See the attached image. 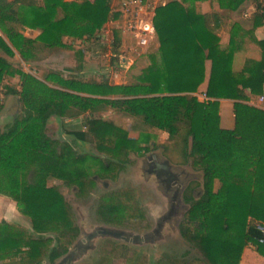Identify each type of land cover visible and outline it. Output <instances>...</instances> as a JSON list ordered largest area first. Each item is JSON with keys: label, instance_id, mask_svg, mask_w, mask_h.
<instances>
[{"label": "trees", "instance_id": "obj_1", "mask_svg": "<svg viewBox=\"0 0 264 264\" xmlns=\"http://www.w3.org/2000/svg\"><path fill=\"white\" fill-rule=\"evenodd\" d=\"M245 1L229 0L222 7L241 15ZM253 1L255 28L264 25V0ZM202 2L170 0L160 5L154 18L159 55L150 54L151 63L135 84L111 85L76 74L64 76L57 70L39 78L6 56L19 54L31 61L41 50L69 49L76 40L96 37L109 19L121 17L112 0H0V111L2 94L18 97L21 104V112L0 130V195L22 206L38 235L2 220L0 260L41 264L47 258L54 264L69 251L78 228L64 194L48 186V181L57 179L87 191L93 186L85 167L90 157L77 152L73 144L50 137L48 121L110 107L134 117L142 136L130 138L113 121L93 117L87 118V131L68 133L77 140H91L99 153L120 158L150 141L153 136L145 131L164 130L184 162L201 171L199 195H194L193 184L185 191L189 208L180 234L203 258L182 264H239L248 242L264 256V245L258 241L261 234L251 221H264V108L250 104L247 94L264 93V39L256 40L261 59L234 71L238 26L233 24L230 47L223 49L218 32L225 17L204 11ZM26 29L39 34L27 36ZM115 42H121L117 33ZM207 59L212 61L208 99L200 101L194 93L206 79ZM16 76L20 87L7 82ZM115 92L122 97H109ZM222 98L235 100L232 131L220 125L217 99ZM91 156L107 167L104 159ZM217 180L220 185L215 189Z\"/></svg>", "mask_w": 264, "mask_h": 264}, {"label": "rangeland", "instance_id": "obj_2", "mask_svg": "<svg viewBox=\"0 0 264 264\" xmlns=\"http://www.w3.org/2000/svg\"><path fill=\"white\" fill-rule=\"evenodd\" d=\"M165 1L167 2L170 0ZM228 1L229 0H203L202 8L204 11H220L227 21L231 19L234 22L233 24H237L239 32H243L244 34L247 33L250 19H247V16L244 15L243 17L241 15L237 16L233 10L224 9L222 5H226ZM245 2V10L250 13L251 10L255 8V2L253 0H246ZM112 7L120 10L121 0H112ZM122 20L121 17L118 20L109 19L96 37L87 40H76L72 42V47L69 49H62L51 53H48L46 50H41L38 52V59L35 60L25 61L19 54H16L14 57H6L15 66L22 68L39 78H43L45 73L50 70H57L62 71L64 76L76 74L85 79L96 78L100 81L107 80L111 85H132L138 81V76L141 75L143 70L151 63L150 54L159 55V43L157 38H154L148 47H140L136 39L130 34L123 32L121 29ZM233 24L232 27L234 26ZM225 27L226 26H224V28ZM23 33L27 36L36 37L39 34V30L34 32V30L26 29ZM116 33L120 36V43L115 42ZM81 52L83 55H81ZM242 61L243 60H239L238 63ZM7 82L16 87L21 86V81L18 76L9 79ZM109 97L119 98L122 97V95L115 92ZM201 100L204 101V99ZM258 101L259 98L254 100V104H257ZM7 105H10L12 110L7 111ZM224 106H227V104L219 102V110ZM2 107L3 108L0 111V130L4 129L5 126L8 123H11L21 112L19 98H12L11 95L2 94ZM88 117L113 121L118 127L126 129L132 137H136L137 139L142 136V129H138V126L140 125L134 117L111 107L107 110L95 112L93 114L86 112L78 118L51 117L47 125L48 135L61 141H67L73 144L74 148L79 153L88 155L90 158L87 160L85 167H87L89 175L92 176L101 173V162L95 161L91 158V155L99 156L101 158L104 156L105 159H109L106 156L107 154L103 155L96 151L94 143L91 140L82 142L77 140L74 135L68 133V131H87L86 122ZM234 122V117H232V128L225 129L232 131L235 126ZM150 131L157 134V137H154L156 140L157 138L162 139L163 135H167L166 131L160 129H150ZM167 146L170 149L169 157L174 163L179 161L188 167L191 166L189 162H184L181 153L174 150L171 147L170 142H168ZM195 171L201 179V171L197 168H195ZM111 183L112 185L109 189H104L102 185L98 184V187L95 188L96 190L91 197L84 199L77 198V203H79L77 209L78 212L81 213L84 209V212L91 213L93 216L96 213L99 196H101L103 192L114 189L117 186L116 183ZM219 185L220 182L217 180L215 189H218ZM48 186H56L60 191L66 193L69 198L73 195L71 187L65 186L60 180L51 179L48 181ZM136 189L140 194L141 201H146V195L149 200L151 199L154 201L155 198L152 190L149 191L140 185H138ZM1 196H3L6 201L12 202L15 205V208L13 210L14 214L10 215L7 214L6 209H0V222L2 220H8L26 226L35 236H38L33 229L30 216L23 213L21 209L22 206L8 196ZM185 206L186 205L184 204L181 209L179 223L184 219L183 214L185 212ZM81 207L83 209H81ZM96 220V218H93V222H96ZM168 234L169 236H167V238L169 242L156 249H138L131 246H127L128 248H122L117 245V242L111 239H101L96 243V249L92 252L90 251V254L87 255V257L82 258L77 264H182L183 261L194 262L196 257L200 255L198 249L193 247L180 234L175 237L170 234V231ZM47 235L55 234L49 233ZM253 250L259 253L257 247ZM185 254L186 256L184 257ZM41 264L51 263L46 258Z\"/></svg>", "mask_w": 264, "mask_h": 264}, {"label": "flooded vegetation", "instance_id": "obj_3", "mask_svg": "<svg viewBox=\"0 0 264 264\" xmlns=\"http://www.w3.org/2000/svg\"><path fill=\"white\" fill-rule=\"evenodd\" d=\"M145 132L153 137L148 143H141L138 150L129 151L120 158L106 155L115 164L109 165L102 156L107 167L101 166V173L90 176L93 186L87 191L70 186L73 190L70 198L62 192L71 206L78 232L69 251L54 264H67L65 258L71 251L76 260L87 257L101 239H111L122 248L156 249L169 242V231L173 237L180 234L183 221L179 223V217L186 202L185 191L193 184L194 195L198 196L200 176L192 165L188 167L170 159L168 133L156 140V133ZM128 136L136 138L129 132ZM111 182L117 186L99 196L94 217L84 212L82 207L83 211L78 212L77 198L91 197L98 184L109 189ZM138 185L152 190L154 201L149 200L147 195L146 201H141L136 189ZM93 218L97 219L96 222Z\"/></svg>", "mask_w": 264, "mask_h": 264}, {"label": "crops", "instance_id": "obj_4", "mask_svg": "<svg viewBox=\"0 0 264 264\" xmlns=\"http://www.w3.org/2000/svg\"><path fill=\"white\" fill-rule=\"evenodd\" d=\"M256 5V4H255ZM254 8L253 10H251L250 12V16L246 17L247 19H250V23H249V27L248 32L247 33H243V32H239V34L237 36H235V39L237 41V46L235 48L234 51V58H233V64L232 67L234 69V71L238 72L243 70L246 65L254 60H260L261 56H262V50L261 47L257 44L256 40H261L264 39V25H258L254 28V23H253V13L255 12ZM217 12H220L218 10H215ZM246 11V10H245ZM241 14V16L243 17L244 12ZM237 16H239V14H237L236 12H234ZM245 18V19H246ZM235 20V19H234ZM229 21V23H228ZM226 20L222 23L220 29H219V36L221 38L220 41V45L223 49H228L230 47V39L232 37V24L234 23L231 19ZM232 21V22H231ZM236 22V20H235ZM228 23V24H227ZM224 26H226L224 28ZM34 32H36V30H34ZM28 33V32H27ZM239 60H243L242 62L238 63ZM211 67H212V61L210 59L206 60V79L203 82V84L200 86V89L198 92L194 93V95H196L198 97V99L200 101H202L201 99H203V95L206 94L205 91L207 90L208 87V82H209V77H210V72H211ZM248 96L250 97V104H254V100L258 99L259 96L254 97L249 91L247 92ZM12 98L16 97L14 95H11ZM11 100V99H10ZM220 103H226L227 106H224L222 108H220L219 113H220V124L223 128H232V117H234V102L235 100L232 99H217ZM264 104V103H263ZM260 107H264V105H261L259 103L254 104ZM3 108V107H2ZM1 108V109H2ZM6 110H12V107L10 105L6 106ZM235 120V117H234ZM235 124V122H234ZM14 208L15 205L12 202H8L6 201V199L0 195V209L4 210L6 209L7 214H14ZM256 249V246L251 243L248 242L242 251L241 257H240V261L239 264H264V256L261 255L260 253H258L257 251L253 250ZM199 251V250H198ZM200 255L197 258H203L201 252L199 251ZM9 261V259L7 260H0V264H6Z\"/></svg>", "mask_w": 264, "mask_h": 264}, {"label": "built area", "instance_id": "obj_5", "mask_svg": "<svg viewBox=\"0 0 264 264\" xmlns=\"http://www.w3.org/2000/svg\"><path fill=\"white\" fill-rule=\"evenodd\" d=\"M164 4H166L165 0H121L120 12L123 19L121 29L136 39L140 47H148L156 34L154 23L156 10ZM250 15L247 10L244 12V16ZM203 99H208L206 94L203 95ZM258 103H264V93L259 96ZM251 221L261 234L259 243L264 245V221L255 219Z\"/></svg>", "mask_w": 264, "mask_h": 264}, {"label": "water", "instance_id": "obj_6", "mask_svg": "<svg viewBox=\"0 0 264 264\" xmlns=\"http://www.w3.org/2000/svg\"><path fill=\"white\" fill-rule=\"evenodd\" d=\"M185 205H186L185 208H184L185 212H184L183 215H185L186 211H187L188 208H189V204H188V203L185 202ZM180 233H181V232H180ZM73 259H74V260H73ZM65 260L67 261V264H77L81 259L76 260V259L74 258V254H73V252L71 251L70 253H68V254L66 255ZM65 260H64V261H65Z\"/></svg>", "mask_w": 264, "mask_h": 264}]
</instances>
